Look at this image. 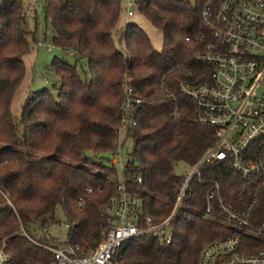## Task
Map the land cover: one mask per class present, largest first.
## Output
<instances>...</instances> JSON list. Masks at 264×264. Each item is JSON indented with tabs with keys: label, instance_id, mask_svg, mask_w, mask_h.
<instances>
[{
	"label": "trees",
	"instance_id": "trees-1",
	"mask_svg": "<svg viewBox=\"0 0 264 264\" xmlns=\"http://www.w3.org/2000/svg\"><path fill=\"white\" fill-rule=\"evenodd\" d=\"M201 3L137 0L138 13L162 33L163 47L156 51L133 24L123 28L120 48L115 46L121 0H0V186L7 192V200L0 193V249L8 255V264H49L53 254L41 246H79L85 253L97 246L108 229V200L119 190L117 169L96 159L110 154L119 140L131 146L123 183L140 200L142 215L153 223L171 215L184 175L176 173L175 166L191 168L216 140L212 129L194 122L193 108L175 88L181 112L174 120L173 102L158 87L164 75L170 85L180 78L169 70L191 53L184 38L196 30ZM40 4L39 10L32 9ZM40 12L44 31H52V46L72 57L75 65L54 57L50 68L58 77L59 85L52 86L56 95L47 89L32 94L15 121L10 107L25 75L23 57L36 40L49 46L47 36L39 37ZM81 62L87 66L84 76L76 69ZM126 87L142 104L135 127L121 132ZM213 182L219 184L215 212L204 218L205 196ZM250 195L251 187L224 162L202 164L171 223L170 243L152 236L125 241L116 251L118 264H197L207 244L234 234L217 210L218 199L240 208ZM57 206L66 219L64 241L49 233ZM263 218L261 188L251 222ZM244 245L250 246L241 250L245 255L261 248L251 237L243 239Z\"/></svg>",
	"mask_w": 264,
	"mask_h": 264
},
{
	"label": "built area",
	"instance_id": "built-area-1",
	"mask_svg": "<svg viewBox=\"0 0 264 264\" xmlns=\"http://www.w3.org/2000/svg\"><path fill=\"white\" fill-rule=\"evenodd\" d=\"M37 2V1H36ZM41 3V2H40ZM40 5L32 9L40 8ZM131 2L127 3V17L133 15ZM186 61L172 66L169 73H178L169 84L167 75L158 83L160 92L173 102L171 115L178 120L181 107L173 89L187 100L194 110V122L210 128L215 143L207 149L189 173L181 178L171 215L160 223L143 216L141 202L124 188L122 175L117 179L119 194L108 200L105 213L109 218L105 237L90 252L79 246L50 248L53 261L49 264H118L116 251L128 240L150 236L169 244L172 221L182 205L190 180L199 167L213 160L224 162L239 181L251 187L249 201L240 208L218 199L217 210L225 225L234 234L207 244L200 252L197 264H264V218L252 223L253 209L259 191L264 188V0H202L196 30L184 38ZM43 40L36 42L43 46ZM49 51L50 46H46ZM174 82V83H173ZM142 104L131 87L123 92L119 130L135 127V116ZM121 140L109 154L112 165L121 174L131 157L124 153ZM128 153V152H127ZM141 179L137 178V182ZM217 182L206 193L202 215L212 218L215 212L214 194ZM87 192H91L88 188ZM7 200V192L0 186ZM82 199L78 200V206ZM251 237L261 243L257 254L241 253L243 239ZM10 261L0 249V264Z\"/></svg>",
	"mask_w": 264,
	"mask_h": 264
},
{
	"label": "rangeland",
	"instance_id": "rangeland-1",
	"mask_svg": "<svg viewBox=\"0 0 264 264\" xmlns=\"http://www.w3.org/2000/svg\"><path fill=\"white\" fill-rule=\"evenodd\" d=\"M128 2H131L130 10L133 13L131 17H127L126 14ZM136 2L137 0H121L122 10L120 13L119 21L113 34L115 46L120 48L119 37L122 34L123 28H125V26L128 24H133L138 26L148 36L150 45L154 50L161 51L163 47V37L161 31L151 26L148 20H146L142 15L138 13L136 9ZM39 18V28L41 27V29H43L42 31L40 30L39 37H41V35L47 36L46 43L51 48L49 47L50 51H48L45 45L37 47L35 45L37 42L36 40L33 44L31 43L30 51L23 57L25 75L22 83L14 94L10 107L15 121H18L20 117V111L23 102L25 101V99L32 96V94L47 89L51 91L54 95H56V92L54 91L52 86L54 85L57 87L59 85L58 77L52 72L50 68V62L54 57L63 60L69 65H75V60L72 57L62 53L59 49H56L52 46V31L47 30V33L44 31V19L41 12L39 14ZM76 69L82 76L87 73V66L85 62L77 64ZM126 146H122V150L125 149L124 153L128 154L127 152H129L131 147L130 143H127ZM96 161H99L112 169L114 168L109 153L100 155V157L97 158ZM174 169L175 172L178 174H185L191 171V168H189V166L184 163H178ZM121 175L122 174L117 171L115 177H120ZM54 217L56 220V224L49 227V233L52 237L57 238L59 241H64L66 240L67 225L61 207L57 206L54 213Z\"/></svg>",
	"mask_w": 264,
	"mask_h": 264
}]
</instances>
